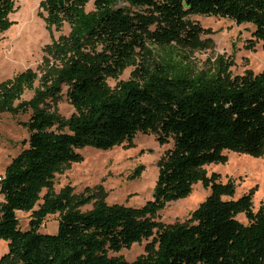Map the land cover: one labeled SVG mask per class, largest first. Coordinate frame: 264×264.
I'll return each mask as SVG.
<instances>
[{
  "label": "trees",
  "instance_id": "1",
  "mask_svg": "<svg viewBox=\"0 0 264 264\" xmlns=\"http://www.w3.org/2000/svg\"><path fill=\"white\" fill-rule=\"evenodd\" d=\"M89 1L40 3L49 31L70 28L44 48L62 66L40 79L42 90L34 88L30 70L0 84V113H30L23 123L26 148L0 177V240L7 242L0 264H264V207L253 211V193L223 199L234 195L233 184L204 169L223 163L225 151L258 155L264 148V69L230 77L233 62L223 56L207 71L189 61L203 33L191 15L251 24L264 42V0H92L86 12ZM15 11L12 0H0V35ZM134 57L131 77L111 90L106 78H116ZM62 84L74 110L67 119L43 103L45 97L57 101ZM26 90L34 97L24 102ZM138 133L156 135L160 145L174 142L158 162L151 201L132 208L108 205L90 190L54 191L55 176L81 159L77 149L129 146ZM195 183L210 194L186 221H154ZM91 202V210L80 211ZM17 212L30 214L27 229ZM49 215H58L55 234L40 232ZM144 240H150L144 253L131 263L108 255Z\"/></svg>",
  "mask_w": 264,
  "mask_h": 264
},
{
  "label": "rangeland",
  "instance_id": "2",
  "mask_svg": "<svg viewBox=\"0 0 264 264\" xmlns=\"http://www.w3.org/2000/svg\"><path fill=\"white\" fill-rule=\"evenodd\" d=\"M12 1L16 11L8 18L13 24L0 35V84L30 70L36 76L34 88L42 90L40 79L44 75L55 73L62 66L58 56L46 54V57L44 48L60 36L67 37L70 28L64 24L60 31L47 29L44 21L46 14L40 8L43 0ZM85 10L86 12L93 10L92 0ZM189 19L203 29L196 47L189 54L190 65L195 70L207 71L219 56L232 60L230 77L241 76L246 72L256 75L264 69V42L253 36L254 27L251 24L238 25L225 18L202 15H191ZM150 49L158 51L154 47ZM155 56L161 57V51L155 53ZM136 63L137 59L134 57V64L127 66L116 78L108 76L106 83L109 88L115 90L120 82L127 81ZM60 88L61 94L57 101L53 102L49 97H45L43 103H47L50 111L56 116L67 119L74 110L66 98V86L62 84ZM33 97L34 91L26 90L21 99L26 102ZM29 114L0 113V177L3 176L10 161L26 148L24 142L28 139L29 133L23 123L28 121ZM173 146L172 139L160 145L156 135L138 133L129 146L119 145L107 150L90 146L77 149L76 152L81 159L70 162L61 174L55 176L54 191L58 193L64 187L70 186L76 195L83 194L86 190H90V194L96 192L108 205L142 207L153 198L161 156ZM223 155L225 156L223 163H213L204 167L208 175L212 173L218 175L219 183L233 184L234 195L223 199L237 200L243 195L253 193V211L264 207V148L258 155L235 151H225ZM209 194V189H204L201 183H195L188 196L166 204L165 208L156 214L154 221L162 225L182 223ZM39 204L40 201L35 205V209ZM92 207L93 202L82 206L80 211L87 212ZM29 215L23 212L16 213L22 230L28 228ZM237 219L247 224L243 214H239ZM57 224L58 215H49L43 222L40 232L55 234ZM149 241L132 244L129 249L123 248L117 253L109 252L108 255L122 257L131 263L144 253V247ZM6 253L7 242L0 240V258Z\"/></svg>",
  "mask_w": 264,
  "mask_h": 264
},
{
  "label": "water",
  "instance_id": "3",
  "mask_svg": "<svg viewBox=\"0 0 264 264\" xmlns=\"http://www.w3.org/2000/svg\"><path fill=\"white\" fill-rule=\"evenodd\" d=\"M60 4H62V2L60 1Z\"/></svg>",
  "mask_w": 264,
  "mask_h": 264
}]
</instances>
